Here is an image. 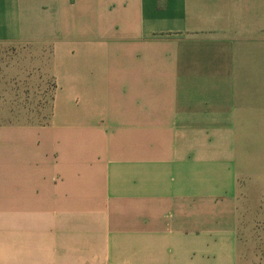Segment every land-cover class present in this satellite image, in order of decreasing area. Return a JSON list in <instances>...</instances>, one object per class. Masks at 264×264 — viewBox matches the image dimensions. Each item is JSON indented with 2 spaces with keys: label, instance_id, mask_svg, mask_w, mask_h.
I'll return each instance as SVG.
<instances>
[{
  "label": "crops",
  "instance_id": "crops-1",
  "mask_svg": "<svg viewBox=\"0 0 264 264\" xmlns=\"http://www.w3.org/2000/svg\"><path fill=\"white\" fill-rule=\"evenodd\" d=\"M262 212L264 0H0V264H234Z\"/></svg>",
  "mask_w": 264,
  "mask_h": 264
},
{
  "label": "rangeland",
  "instance_id": "rangeland-1",
  "mask_svg": "<svg viewBox=\"0 0 264 264\" xmlns=\"http://www.w3.org/2000/svg\"><path fill=\"white\" fill-rule=\"evenodd\" d=\"M53 56H44L42 78L44 83V123L50 112L51 91L55 83H59L55 76L65 75L66 70H57ZM70 70L73 83H99L98 70H92L88 65L86 56L73 57ZM60 71V72H59ZM27 83H30L29 81ZM67 83V81H66ZM48 93L49 95H47ZM238 248L234 264H264V212L252 218L249 229L239 233Z\"/></svg>",
  "mask_w": 264,
  "mask_h": 264
}]
</instances>
